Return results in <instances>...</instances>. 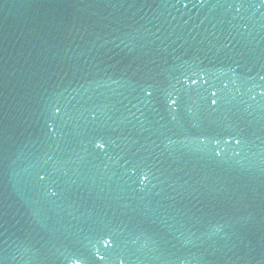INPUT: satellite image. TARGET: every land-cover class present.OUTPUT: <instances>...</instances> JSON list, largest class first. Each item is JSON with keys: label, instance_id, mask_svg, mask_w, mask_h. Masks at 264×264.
<instances>
[{"label": "water", "instance_id": "obj_1", "mask_svg": "<svg viewBox=\"0 0 264 264\" xmlns=\"http://www.w3.org/2000/svg\"><path fill=\"white\" fill-rule=\"evenodd\" d=\"M0 264H264V0H0Z\"/></svg>", "mask_w": 264, "mask_h": 264}]
</instances>
